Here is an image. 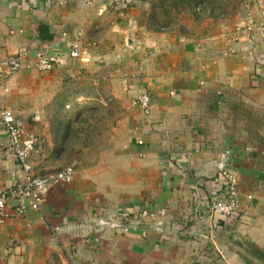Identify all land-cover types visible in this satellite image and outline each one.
<instances>
[{
    "label": "crops",
    "instance_id": "crops-1",
    "mask_svg": "<svg viewBox=\"0 0 264 264\" xmlns=\"http://www.w3.org/2000/svg\"><path fill=\"white\" fill-rule=\"evenodd\" d=\"M137 3L0 0L6 55L21 47L67 52L74 43L88 49L87 59L66 58L51 72L25 60L0 97L36 139L33 174L73 166L62 162L64 126L48 113L59 91L53 84L88 74L108 80L99 103L114 112L78 147L87 162L73 166V181L51 185L40 211L17 193L23 173L0 129V186L8 190L0 264H213L208 250L230 224L264 249V0L252 24L192 37L148 30ZM140 91L152 97L148 110L131 103ZM226 154L240 191L235 222L210 212L222 197L216 163ZM159 208L165 213L144 218L137 231H98L103 215Z\"/></svg>",
    "mask_w": 264,
    "mask_h": 264
},
{
    "label": "rangeland",
    "instance_id": "rangeland-1",
    "mask_svg": "<svg viewBox=\"0 0 264 264\" xmlns=\"http://www.w3.org/2000/svg\"><path fill=\"white\" fill-rule=\"evenodd\" d=\"M140 22L148 30L175 32L186 37L206 35L222 31L226 26L238 28L253 22V17L263 0H137ZM136 3L133 5L135 6ZM252 24V23H251ZM108 69V68H107ZM61 81V80H59ZM61 84H53L58 93L53 96V109L48 113L57 116L58 128L66 131V165L83 167L87 159L82 157L80 145L93 142L95 135L105 130V120L112 111L101 108L108 80L98 81L92 75L78 76ZM69 105L68 108L64 106ZM62 106V107H61ZM102 117V120L99 118ZM99 120V122H98ZM214 215L213 213H211ZM217 216V215H215ZM225 218V217H224ZM237 221L238 218H225ZM234 226V227H233ZM235 224L212 244L208 250L213 264H264V249H258L238 235ZM114 233V232H113ZM219 234V232H218ZM220 235V234H219Z\"/></svg>",
    "mask_w": 264,
    "mask_h": 264
},
{
    "label": "built area",
    "instance_id": "built-area-1",
    "mask_svg": "<svg viewBox=\"0 0 264 264\" xmlns=\"http://www.w3.org/2000/svg\"><path fill=\"white\" fill-rule=\"evenodd\" d=\"M87 56V47L84 48L79 43L72 44L67 52H64L59 46L40 49L35 52L21 47L12 55H6L0 46V97L8 93V80L21 70L23 62L27 59H33L34 63L32 65L37 70L51 72L60 68L66 58L84 60L87 59ZM131 103L134 107L148 110L151 108L152 97L147 92L140 91L133 96ZM33 120L37 121L38 116H34ZM0 129L8 138V152L13 156L23 173L17 186V193L22 200L28 202V206L40 211L49 187L53 184L71 183L74 179L75 169L73 166H66L62 170L49 175L40 176L33 174L30 157L36 149V139L26 132L24 123L17 119L13 110L3 106L1 103ZM139 144H142V142L139 141ZM1 163L2 149H0V177ZM228 165V154L222 156V160L216 163L218 181L222 188V197L215 196L210 205V212L225 218H238L240 199L238 179ZM7 196L8 190L0 186V222L5 217ZM164 213L165 209L159 208L153 212L144 211L134 217L135 214L130 211L118 210L98 218V231H111L114 233L137 231V229L142 227L144 218L155 219L157 215H163ZM143 230L145 233L146 228Z\"/></svg>",
    "mask_w": 264,
    "mask_h": 264
}]
</instances>
